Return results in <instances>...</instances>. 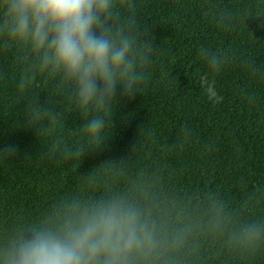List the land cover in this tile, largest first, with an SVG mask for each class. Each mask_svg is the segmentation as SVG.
Returning <instances> with one entry per match:
<instances>
[{"label": "trees", "instance_id": "obj_1", "mask_svg": "<svg viewBox=\"0 0 264 264\" xmlns=\"http://www.w3.org/2000/svg\"><path fill=\"white\" fill-rule=\"evenodd\" d=\"M134 3L155 46L148 86L132 98L118 89L104 145L81 157L65 159L63 149L83 142V118L53 96L61 123L52 132L30 125V93L16 86L22 65L14 49L0 48V148H17L0 160V237L64 196L117 193L159 220L162 264H264V245L249 253L227 239L233 226L264 220V0ZM201 49L227 50L229 61L213 74ZM205 73L223 97L218 104L200 86ZM31 91L43 101L50 86L38 81Z\"/></svg>", "mask_w": 264, "mask_h": 264}, {"label": "clouds", "instance_id": "obj_2", "mask_svg": "<svg viewBox=\"0 0 264 264\" xmlns=\"http://www.w3.org/2000/svg\"><path fill=\"white\" fill-rule=\"evenodd\" d=\"M134 0H0V48L14 49L22 65L17 82L26 97L29 124L52 132L63 113L51 97L74 107L84 120L83 142L65 147V159L100 150L118 89L134 97L149 83L154 45L145 39ZM211 73L229 61L227 50L201 49ZM246 66L259 69L251 59ZM50 86L46 100L32 92ZM209 73L200 76L207 98L220 103ZM184 139L190 136L183 130ZM60 145L50 148L54 155ZM179 147L183 148V144ZM15 145L0 148L11 158ZM223 222L217 221L219 227ZM228 243L254 253L264 245V220L233 226ZM167 237L150 209L126 194L64 196L38 220L0 237V264H162Z\"/></svg>", "mask_w": 264, "mask_h": 264}]
</instances>
